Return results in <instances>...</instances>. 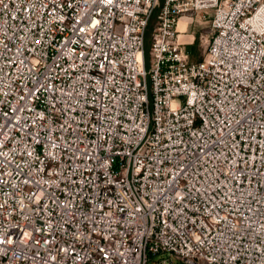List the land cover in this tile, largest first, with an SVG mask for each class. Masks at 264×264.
Returning a JSON list of instances; mask_svg holds the SVG:
<instances>
[{
    "label": "built area",
    "instance_id": "obj_1",
    "mask_svg": "<svg viewBox=\"0 0 264 264\" xmlns=\"http://www.w3.org/2000/svg\"><path fill=\"white\" fill-rule=\"evenodd\" d=\"M0 264H264V0H0Z\"/></svg>",
    "mask_w": 264,
    "mask_h": 264
},
{
    "label": "rangeland",
    "instance_id": "obj_2",
    "mask_svg": "<svg viewBox=\"0 0 264 264\" xmlns=\"http://www.w3.org/2000/svg\"><path fill=\"white\" fill-rule=\"evenodd\" d=\"M163 2V0H161ZM156 17L153 18V25L155 23ZM212 18L208 14L198 13V14H187L183 16L178 25V30L180 32L179 39L181 42L186 44L188 51H191L192 61L199 60L203 57L205 50L208 46V41L211 38L212 33ZM151 24L146 31L145 39V53L147 55V63L149 64V50L151 46V35L152 28ZM182 35L192 36V39L182 40L180 37ZM193 48V50H192ZM165 258V255L157 258L156 261Z\"/></svg>",
    "mask_w": 264,
    "mask_h": 264
},
{
    "label": "bare ground",
    "instance_id": "obj_3",
    "mask_svg": "<svg viewBox=\"0 0 264 264\" xmlns=\"http://www.w3.org/2000/svg\"><path fill=\"white\" fill-rule=\"evenodd\" d=\"M183 16H185V15H183ZM183 16L181 17V19L183 18ZM181 19H180V20H181ZM179 23H180V21H179ZM180 38H181L182 40H187V41H189V40L192 39V36L182 35ZM192 40H193V39H192Z\"/></svg>",
    "mask_w": 264,
    "mask_h": 264
},
{
    "label": "trees",
    "instance_id": "obj_4",
    "mask_svg": "<svg viewBox=\"0 0 264 264\" xmlns=\"http://www.w3.org/2000/svg\"><path fill=\"white\" fill-rule=\"evenodd\" d=\"M153 18H154V17H153ZM153 18H152V20H151L149 26H150L151 24L153 25ZM192 50H193V48H192ZM189 53H190V55H191V51H189ZM191 59H192V56H191ZM201 59H202V58H201ZM201 59H199V60H201Z\"/></svg>",
    "mask_w": 264,
    "mask_h": 264
}]
</instances>
